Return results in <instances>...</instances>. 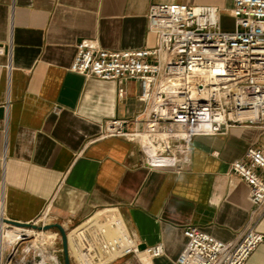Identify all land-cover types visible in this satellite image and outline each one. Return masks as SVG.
Segmentation results:
<instances>
[{
    "label": "crops",
    "instance_id": "0c3cea01",
    "mask_svg": "<svg viewBox=\"0 0 264 264\" xmlns=\"http://www.w3.org/2000/svg\"><path fill=\"white\" fill-rule=\"evenodd\" d=\"M173 2L217 6L221 23L232 19L231 0H0L3 218L33 224L47 215L73 228L116 208L142 249L164 246L160 258L143 264H175L187 226L226 243L237 239L252 206L231 165L248 147L264 146V131L246 126L196 135L167 145L176 153L174 166L152 165L139 140L99 138L106 120L143 119V85L126 80L119 99L116 82L70 71L84 40L112 51L154 48L149 9ZM135 126L144 129L129 122L126 130ZM257 228L264 234V218ZM246 264H264V243Z\"/></svg>",
    "mask_w": 264,
    "mask_h": 264
},
{
    "label": "built area",
    "instance_id": "2783aa9c",
    "mask_svg": "<svg viewBox=\"0 0 264 264\" xmlns=\"http://www.w3.org/2000/svg\"><path fill=\"white\" fill-rule=\"evenodd\" d=\"M222 11L212 5L153 4L147 18L148 30L156 36L154 48L112 51L86 40L78 44L71 72L116 82L119 99L126 80L144 88L138 99L143 119L106 120L99 138L139 140L149 163L174 166L177 157L170 143L224 135L233 127L264 131V0H231V31L221 27ZM129 122L142 123L144 129L128 131ZM231 174L249 188L248 224L229 243L187 226V242L175 264H246L264 243L257 228L264 218V146L248 147L232 163ZM66 233L73 264H143L141 255L164 254L162 244L142 249L116 208L97 212ZM17 252L13 248L9 256L15 258ZM47 263L64 264L56 252Z\"/></svg>",
    "mask_w": 264,
    "mask_h": 264
},
{
    "label": "rangeland",
    "instance_id": "374dc122",
    "mask_svg": "<svg viewBox=\"0 0 264 264\" xmlns=\"http://www.w3.org/2000/svg\"><path fill=\"white\" fill-rule=\"evenodd\" d=\"M221 27L225 31L233 30V19L227 18V16L223 17ZM33 224L36 227H43L44 224L51 225L55 223L45 215H41ZM65 229L70 231L72 227ZM7 231L9 232L7 233ZM13 232L20 234V238L11 240L9 234ZM2 235H5L0 255V263L2 260V264H43L44 262L49 264L47 262L54 255V252L58 255L59 260L63 262L61 236L57 229L43 231L33 228L18 229L4 225ZM5 247H7V250H5ZM13 248L18 249L15 258L9 256ZM132 261L135 263L134 260Z\"/></svg>",
    "mask_w": 264,
    "mask_h": 264
},
{
    "label": "water",
    "instance_id": "95a60500",
    "mask_svg": "<svg viewBox=\"0 0 264 264\" xmlns=\"http://www.w3.org/2000/svg\"><path fill=\"white\" fill-rule=\"evenodd\" d=\"M1 220V219H0ZM3 222L6 223L8 226L19 228V229H25V228H33L38 230L47 231L50 229H57L60 236H61V244H62V252H63V262L64 264H72L70 255H69V248H68V238L65 228L60 224H51L43 227H36L34 224H28V223H19L14 222L8 219L3 218Z\"/></svg>",
    "mask_w": 264,
    "mask_h": 264
},
{
    "label": "bare ground",
    "instance_id": "6f19581e",
    "mask_svg": "<svg viewBox=\"0 0 264 264\" xmlns=\"http://www.w3.org/2000/svg\"><path fill=\"white\" fill-rule=\"evenodd\" d=\"M0 221H1V223H0V237H1V243H3V239H4V237H5V235H2V228H3V226H4V224L6 225V226H8L6 223H4L3 222V217H2V215L0 214ZM19 229V228H18ZM9 231H7V233H8ZM15 232H13V233H11V234H9V238L11 239V240H15V234H14ZM17 234V238L16 239H19L20 238V234H18V233H16ZM54 236H56V235H54ZM12 242V241H11ZM1 251H2V247L0 246V255H1ZM140 259H141V261L142 262H144L146 259H148V257L146 256V255H141L140 256ZM1 264V263H0Z\"/></svg>",
    "mask_w": 264,
    "mask_h": 264
}]
</instances>
